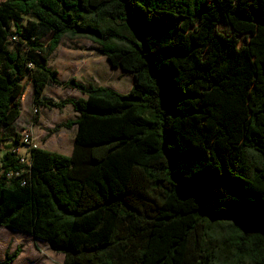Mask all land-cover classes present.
<instances>
[{"label":"trees","instance_id":"16d2710c","mask_svg":"<svg viewBox=\"0 0 264 264\" xmlns=\"http://www.w3.org/2000/svg\"><path fill=\"white\" fill-rule=\"evenodd\" d=\"M66 37L132 89L63 83L49 59ZM28 85L35 122L73 107L49 130L75 127L71 155L17 131ZM3 144L0 228L63 264H264V0H0Z\"/></svg>","mask_w":264,"mask_h":264},{"label":"rangeland","instance_id":"374dc122","mask_svg":"<svg viewBox=\"0 0 264 264\" xmlns=\"http://www.w3.org/2000/svg\"><path fill=\"white\" fill-rule=\"evenodd\" d=\"M51 36L43 40L47 45ZM94 52L95 56L102 58L104 73L100 79L103 85H113V89L120 93H127L133 86L134 79L131 74H125L124 71L111 66V62L102 53L97 50V46L85 38L66 37L62 45L56 51L50 60V65L60 68L65 79L75 78V75L81 68H69L63 59L79 57L85 52ZM78 61V60H74ZM83 70V69H81ZM84 72V70H83ZM82 72V73H83ZM79 80L80 77L76 76ZM51 91L53 89H50ZM52 93V92H50ZM73 91L68 89L57 92L58 99L71 98L76 96ZM22 115L16 122L17 131L21 135L29 134L33 140V145L60 153L62 155H71L75 139V131L63 129L61 132L49 135V130L55 126L75 117L73 108L67 107L63 111L43 110L42 119L39 123L34 121L35 109L33 107V91L31 85L25 90L21 101ZM41 117V111H39ZM34 123V124H33ZM37 123V124H36ZM7 149L6 144L0 147V159ZM28 147H21L20 153L26 157ZM18 246L23 247V252L13 264H62L64 256L58 248L51 247L48 243L34 239L28 235H22L20 232L0 228V264L5 260L6 252L13 253Z\"/></svg>","mask_w":264,"mask_h":264},{"label":"crops","instance_id":"0c3cea01","mask_svg":"<svg viewBox=\"0 0 264 264\" xmlns=\"http://www.w3.org/2000/svg\"><path fill=\"white\" fill-rule=\"evenodd\" d=\"M62 43H63V41L61 42L60 46L62 45ZM59 47L57 48V50L59 49ZM56 51L53 53V55L49 59V66L51 68H53V69H55V70L58 71V73H59V79L64 83V82L68 81L69 79H65L63 77V73H62V71H61L60 68H57V67H54V66L50 65V60L54 56V54L56 53ZM74 60H78V61H74ZM101 61H102V58L95 56L94 52L92 51L90 53L89 52H85L83 55H79V57L77 56L75 58H71V59L66 58V60L64 58L61 63H64L68 67L70 66L69 68H75V69L81 68V69L84 70V72H83V70L80 69L76 74H74L76 79H77L76 76H79L80 77L79 80L77 79L78 81H80L82 83H85V84H93L95 86H104V87H108V88L113 89V85L112 84L110 86V85H103V84L100 83V79H101V77H102V75L104 73V69H103V66H102ZM123 73L128 74L126 72H123ZM132 78H133V76H132ZM133 84H134V81H133ZM31 87H32V85H31ZM50 89H53V90L51 91ZM64 89L65 88H60V87H55V86H49V87L46 88L44 94H45L46 97L52 98V99H55V100L68 99V98H62V99L60 98V99H58V97H56L57 96V92L59 90H64ZM131 89L132 88H130V90ZM68 90L73 91L74 94H77L76 96H73L71 98H81V97H84L80 92H78L76 90H72V89H68ZM32 91H33V87H32ZM50 92H52V93H50ZM123 94H125V93H123ZM67 107L73 108L70 105L67 106ZM67 107H65L64 109H66ZM43 110H50L51 111V110H56V109L41 108V110H40L41 111V117L39 118V120H38L37 123H39L41 121V119H42V111ZM76 116L77 115L75 113V117H73V118H71L69 120H74L76 118ZM69 120H67V121H69ZM62 123H65V122H62ZM71 130L72 131H76L75 130V127H73ZM63 261H64V259H63ZM62 264H63V262H62Z\"/></svg>","mask_w":264,"mask_h":264},{"label":"built area","instance_id":"2783aa9c","mask_svg":"<svg viewBox=\"0 0 264 264\" xmlns=\"http://www.w3.org/2000/svg\"><path fill=\"white\" fill-rule=\"evenodd\" d=\"M24 142L33 145V140L29 134L24 135ZM36 146V145H35Z\"/></svg>","mask_w":264,"mask_h":264}]
</instances>
